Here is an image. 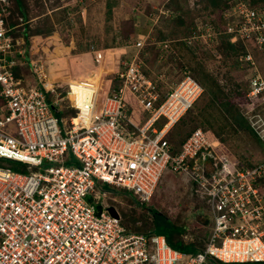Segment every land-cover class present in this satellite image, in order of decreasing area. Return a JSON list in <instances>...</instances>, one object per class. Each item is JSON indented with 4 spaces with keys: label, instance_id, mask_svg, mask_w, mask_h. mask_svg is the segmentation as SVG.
<instances>
[{
    "label": "built area",
    "instance_id": "built-area-1",
    "mask_svg": "<svg viewBox=\"0 0 264 264\" xmlns=\"http://www.w3.org/2000/svg\"><path fill=\"white\" fill-rule=\"evenodd\" d=\"M12 4L0 0V264L264 261V157L243 167L199 127L178 151L169 140V131L203 93L202 85L184 72L160 92L140 55L143 34L124 42L130 53L102 102L98 73L85 71L83 79L62 84L49 81L25 46L24 17H10ZM223 17L230 42L264 47L263 5L231 0ZM218 34L206 22L192 27L186 39L204 47L216 44ZM239 60L249 70L241 112L264 144V76L255 71L249 50ZM22 62L35 83L22 73ZM8 160L25 171L12 170ZM167 166L195 183L211 218V230L195 253L171 246L162 234L126 227L101 190L108 185L145 203Z\"/></svg>",
    "mask_w": 264,
    "mask_h": 264
},
{
    "label": "rangeland",
    "instance_id": "rangeland-1",
    "mask_svg": "<svg viewBox=\"0 0 264 264\" xmlns=\"http://www.w3.org/2000/svg\"><path fill=\"white\" fill-rule=\"evenodd\" d=\"M192 1L195 0H188L187 3L192 5ZM243 1L250 3V0ZM254 2L255 4L251 5L256 6L264 1ZM22 3L27 14L22 26L23 34H28L25 46L30 57L43 64L47 79L57 84H62L61 81L65 82L68 78L83 79L84 68H92V51L98 62L94 72L101 77L104 72L113 74L117 59L125 53L123 44L128 37H135L140 33L154 38L155 33L160 35L164 32L170 36L173 32L178 38L185 30H181L182 26L173 21L167 23V11L161 6L168 3L173 9H185L184 0H22ZM13 6L15 13L17 9L14 3ZM195 14L197 12L193 13L187 9L183 12L185 22L194 24L198 29L204 26L207 17L203 14L200 18L194 16ZM244 44L245 48L236 51L237 56L242 50H249L255 60V71L264 76V48H256L254 43L249 41ZM166 45L171 46L165 48L168 57L163 61L155 49L145 45V56L150 59L146 64L152 77L162 72V77L165 75L166 80L167 77L170 80L165 84L171 85L183 65L182 67L192 69L190 71L194 77H201L209 85L205 86L206 90L183 116L185 119L179 120L169 131L171 139L178 141L199 127L204 131L206 129L205 132L210 136L221 140L225 151L237 155L244 163L252 164L262 159L264 149L243 123L238 111L229 107L230 105H225L231 100V96L238 97L240 92L237 88L240 85L244 88L245 83L247 87L249 70L245 66L244 69L237 65L236 53L231 58L224 57L223 54L217 58L212 53L217 52L214 43L194 50V55L181 45L176 50H173V43ZM171 52L173 56L169 57ZM27 78L32 83L36 82L33 74ZM213 80H216L224 91L219 86L216 90ZM235 86L237 88H233ZM241 100L243 104L247 98ZM11 127L15 129L14 122ZM101 190L106 191L107 203L119 212L123 224L133 231L148 232L153 228L149 207H154L166 215L175 226L181 228L178 237L184 243H192L201 248L211 230L209 212L201 201L195 183L185 173L175 172L170 166L163 171L150 200L143 204L130 192L108 185H102ZM156 219L157 225L162 226V217L156 216Z\"/></svg>",
    "mask_w": 264,
    "mask_h": 264
},
{
    "label": "trees",
    "instance_id": "trees-1",
    "mask_svg": "<svg viewBox=\"0 0 264 264\" xmlns=\"http://www.w3.org/2000/svg\"><path fill=\"white\" fill-rule=\"evenodd\" d=\"M184 1H186L185 9H180V10H179V8L178 9L177 8L176 9H173L172 8L173 6L172 5H169L168 3L167 4H164V7L171 12L170 15H167L165 17L166 18V22L167 23H170L172 21L175 22V24L182 26L181 30L183 28H185V30L181 33V36H183V35H186L187 32H189V26L193 25L192 23H189L188 22L189 23L188 24V23L185 22L183 12H185L186 9L189 10L190 12H193V13H196L197 12V14H195L194 16H198L200 18H202V16H200V15H203L204 14L207 17V23H211L213 25V27L215 28V30L219 32L218 39H219L220 42L216 46L217 52H212L213 55L218 58V57L221 56V54H223L224 57L226 56L227 58H231L236 53L235 60L237 62V65H239V66L241 65L244 69H245V67L248 68V66L244 62H242V61L239 60V55L245 53L246 50L245 51L242 50V52L239 53L238 56H237V52H236L239 48H242V47L245 48V44H244L245 42L239 40L236 43H231L229 41V39H228L227 34L223 33V30L225 29V21H224L223 13H224L225 9L230 6L231 0H195V1H193L192 5L189 2L187 3L188 0H184ZM254 1L255 0H250L249 2H250V4H255ZM258 1H264V0H258ZM12 2L15 4V8L17 9V12L13 13L14 6L12 4L13 8H12V10L10 12V17H13L16 13H18V14L22 15L24 18H26L27 14H26V10L23 7L22 0H12ZM260 4H264V2L263 3H260ZM201 10L204 12L203 14L201 13L202 12ZM205 11H207L208 13L205 12ZM19 34H22V33H19ZM23 35H24L25 39H27V35L28 34L26 33V34H23ZM139 35H141V34L140 33L139 34H136L135 37H137ZM153 36H154V38L151 35L149 37H147L146 47L149 46L147 48H150V49L153 48V49H155L156 53H159V57L163 61V60L167 59L168 54L167 53H164V55H162L160 53L162 50L160 48L158 49V47L154 43H155V41L161 42V41H167V40H174V39L177 38L176 37V34H174L172 32V34L170 36H168L166 33L163 32V34L161 33L160 35H159V33H157V35L155 33V35L153 34ZM133 37H134V35H133ZM133 37H128L125 40H128V39L133 38ZM179 45H181L184 49H186V51H190L193 55H194V50H199L200 49V47L193 46L192 44L185 43L183 40H179L177 42H174V48H173V50L178 49L177 47H179ZM146 47L143 49V51L141 53V56L144 55V57H143L144 62H147V61L150 60L148 57L145 56L146 55V52H145ZM171 56H173V52H171V54H170L169 57H171ZM91 62H92V64L90 65L92 67L91 70L88 69L89 67L87 66V67L84 68L85 71H89L90 70L89 72H94L96 70V66H97L98 62L95 63L92 59H91ZM119 66L120 65H116V67L114 68L113 74L111 73V74L108 75V74H106L104 72L103 75H101L100 90H99V101L100 102H102L104 100V98L108 95V92H109L110 88L115 84L114 74L118 70ZM182 66H181V71L179 72V75H177L175 77V81H177L182 76V74L184 72H188V73L191 74V71H190V70H192L191 68L189 69L187 66H185V67H182ZM85 71H84V73H85ZM107 73H108V71H107ZM147 73L150 75L149 70H147ZM161 73L162 72H159L153 78L156 79V80H159V82H158L159 90H160V92L164 93L169 88V85H166L165 83L166 82H170V80H169L168 77H167V80H166V76L165 75H164V77H162V74ZM191 75L193 76V74H191ZM194 78L202 85V87L204 89L203 91H205L206 90V87L205 86H209V85L205 81H203L202 78L199 77V76H196ZM213 85L216 86L215 87L216 90H217V87L218 86H219L220 89H222V87H220V85H218V83H217L216 80H213ZM243 87L244 88H242L241 85L238 88L236 86L233 87V88H237L240 93L237 94V96H238L237 98H233L231 96V100L228 102V104H225V105H230L229 107H232L235 111H238L239 115L242 117L241 119H242L243 123L246 124V126L249 129V131L252 134V136L259 143V146H261L264 149V144L261 142L260 138L255 133V131L250 127L249 123L244 118V116H243V114L241 112V106H239V105H241V103L243 101L241 99L244 98V97L246 98V93H244V91H247V87H245V83H243ZM222 91H224V90L222 89ZM219 98H221V96ZM190 109H188V111ZM130 114L133 117L135 115L136 116L137 115L139 116L138 112L136 110H134V109L131 110V113ZM183 116L180 119L182 121L185 119V117H183ZM205 131L207 132L206 129H205ZM168 137H169V140H170V142H171V144L173 146L174 151H178L180 149V146H181L182 142L186 139V137L185 138H182L181 137L178 141L175 138L173 140V139H171V135L170 134H169ZM210 137H213L214 138V136H210ZM220 142H221L222 151L226 152V154L230 158H232L233 160H237L243 167H245V166H251L253 164V163L252 164L251 163L248 164L246 162L244 163L243 160H241V158L239 160V157L237 155H233L232 153H230L228 151H225L226 149H224L223 142L221 140H220ZM8 164H9V168H11L12 170L25 171V168H24L23 164H21L20 162H15V161L8 160ZM262 185L264 187V178L262 179ZM203 205L205 207V204L204 203H203ZM149 211L152 213V220H153V228L150 229V231H153L155 233L164 235L166 237L168 243L171 246H173V247H175L177 249H180L182 251H185V252H193V253L199 251L202 248V247L201 248L200 247H197L196 245H194L192 243H184V242H182V240L178 237L179 234H180V230H181L180 227L175 226L166 217V215L160 213L154 207H149ZM156 216H161L162 217V221H161L162 226H160L161 228L157 225ZM210 264H264V261H247V262L220 263V262H216L214 260H211L210 261Z\"/></svg>",
    "mask_w": 264,
    "mask_h": 264
},
{
    "label": "clouds",
    "instance_id": "clouds-1",
    "mask_svg": "<svg viewBox=\"0 0 264 264\" xmlns=\"http://www.w3.org/2000/svg\"><path fill=\"white\" fill-rule=\"evenodd\" d=\"M192 3H193V1H192ZM259 5H261V4H259ZM161 6H164V4L163 5H161ZM165 10L167 11V15H170L171 14V12L169 11V10H167L166 8H165ZM192 27H194V24L193 25H191V26H189V32H187V34L186 35H183V36H180V37H178V38H176V39H174V40H167V41H161V42H165V43H173V45H174V42H177V41H179V40H183L185 43H187V44H190V43H188L187 42V36L189 35V33L191 32V28ZM224 31V30H223ZM218 32V31H217ZM224 33V32H223ZM228 36V35H227ZM133 38H136V37H133ZM228 39H229V36H228ZM218 40V39H217ZM155 42H159V41H155ZM218 42H219V40H218ZM218 42L215 44V48H216V46L218 45ZM232 43V42H231ZM236 43V42H235ZM155 45H156V43H154ZM146 45V44H145ZM193 46H197V47H200V46H198V45H195V44H192ZM157 46V45H156ZM168 46V48L171 46V45H167ZM124 47V46H123ZM158 48L160 47V49L162 50L161 52H162V54H164V53H166V49L165 48H162V45L161 46H157ZM256 47V46H255ZM145 48V46L143 47V49ZM201 48V47H200ZM257 48V47H256ZM264 48V47H263ZM143 49L141 50V53H142V51H143ZM246 49H247V45H246ZM164 50H165V52H164ZM247 51V50H246ZM141 53H140V55H141ZM125 54V53H124ZM240 56V55H239ZM141 57H143V55L141 56ZM143 59V58H142ZM146 63V62H145ZM146 67H147V64H146ZM148 68V67H147ZM247 84H248V80H247ZM143 204V203H142Z\"/></svg>",
    "mask_w": 264,
    "mask_h": 264
},
{
    "label": "crops",
    "instance_id": "crops-1",
    "mask_svg": "<svg viewBox=\"0 0 264 264\" xmlns=\"http://www.w3.org/2000/svg\"><path fill=\"white\" fill-rule=\"evenodd\" d=\"M123 49H125V54L121 55V57L117 59V65H120V62L122 61V59L125 58L124 56L129 55V53H130L129 51L131 50V48L129 49L128 47H123ZM92 54L95 55L94 51L92 52ZM93 55L90 58L92 60H93ZM25 59H28V57L25 56ZM21 65H22L21 71H22V73L25 74L26 78H27V76H31L33 74L32 71L30 70L29 66H27V64L25 62H22ZM33 76H34V74H33ZM27 80H29V79L27 78ZM29 81L32 82L31 80H29Z\"/></svg>",
    "mask_w": 264,
    "mask_h": 264
},
{
    "label": "water",
    "instance_id": "water-1",
    "mask_svg": "<svg viewBox=\"0 0 264 264\" xmlns=\"http://www.w3.org/2000/svg\"><path fill=\"white\" fill-rule=\"evenodd\" d=\"M111 213L113 214V215H116V213H115V211L111 208Z\"/></svg>",
    "mask_w": 264,
    "mask_h": 264
}]
</instances>
